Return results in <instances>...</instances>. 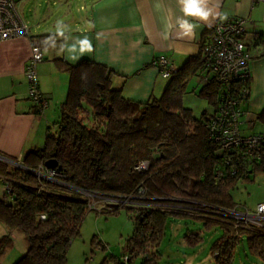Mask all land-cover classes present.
I'll use <instances>...</instances> for the list:
<instances>
[{"label": "trees", "instance_id": "1", "mask_svg": "<svg viewBox=\"0 0 264 264\" xmlns=\"http://www.w3.org/2000/svg\"><path fill=\"white\" fill-rule=\"evenodd\" d=\"M46 37L51 35L36 36L42 49L53 44L45 42ZM55 62L69 76L55 129L48 130L42 147L24 153L20 165L15 158H8L12 165L0 161V178H6L10 187V195L0 197V222L9 232L21 233L27 242L25 253L14 264H67L71 243L80 235L89 211L88 198L82 193L93 194L95 201L130 196L142 205L196 202L228 209L235 206L230 191L236 182L255 171L264 172L256 163L236 175L226 173L220 181L213 178L222 160L204 126L208 111L195 116L183 106L188 81L203 71L200 49L171 74L162 95L147 102L124 98L112 87L111 70L103 64L82 61L71 65L62 58ZM218 88L208 78L197 93L212 110L217 106ZM257 119L264 121V109ZM49 159L62 168L64 184L33 172ZM145 159L150 160L149 169L135 171L136 163ZM139 189L143 194L137 199ZM122 208L100 213L115 214ZM125 209L134 219L132 234L120 257L105 255L99 264H121L123 255L136 264H160L158 249L165 229L171 216L180 214L155 208ZM218 223L221 235L209 248L216 264H232L234 248L243 237L249 255L264 264V233ZM183 239L194 246L200 236L187 231ZM94 242L105 248L95 236ZM10 244L9 234L0 237V258Z\"/></svg>", "mask_w": 264, "mask_h": 264}, {"label": "crops", "instance_id": "2", "mask_svg": "<svg viewBox=\"0 0 264 264\" xmlns=\"http://www.w3.org/2000/svg\"><path fill=\"white\" fill-rule=\"evenodd\" d=\"M206 7L211 15L203 20L186 16L180 0H19L17 8L30 35H51L44 41H53L43 48V60L35 68L48 106L38 112L28 97L23 72L30 49L28 38L0 41V161L10 165L13 162L8 158L21 161L25 152L42 147L48 130L55 129L69 83L68 74L58 68L55 59L71 65L82 61L103 64L111 70L112 87L124 98L147 102L159 98L169 80L151 64L154 58L164 57L179 69L198 55L200 42L214 23L234 17L246 19L245 37L250 43L246 50L251 55L241 132L264 133L251 131L257 125L264 127V121L257 119L264 109V4L207 0ZM183 21L193 27H181ZM208 78L206 71H198L188 81L187 91L190 86L196 93ZM184 99L185 95L183 106L199 116ZM14 233L0 222V237L9 234L13 239ZM74 249L68 252L69 259L84 264V254ZM24 253L11 257L7 249L0 261L14 264Z\"/></svg>", "mask_w": 264, "mask_h": 264}, {"label": "built area", "instance_id": "3", "mask_svg": "<svg viewBox=\"0 0 264 264\" xmlns=\"http://www.w3.org/2000/svg\"><path fill=\"white\" fill-rule=\"evenodd\" d=\"M253 3L264 4V0H251ZM246 19L234 17L212 25L210 34L204 36L199 49L202 59V69L208 73L218 84L217 106L204 116V126L208 138L216 146V154L221 157L222 164H217L213 171L215 181H220L226 173L236 175L247 166L258 164L264 168V133L243 134L241 122L243 119L242 105L245 97L249 96V58L251 55L246 50L249 41L245 37ZM26 37L29 41V55L24 66V76L28 83V97L38 112L48 106V100L38 86L36 64L43 60V49L39 40L30 35L28 23L21 17L16 0H0V41ZM151 64L158 68L163 78H169L176 72L164 57H157ZM239 84V85H238ZM16 165L21 161L16 160ZM150 160L145 159L136 163L134 170L147 171ZM39 178L64 184L61 179L66 176L56 169H48L40 165L33 171ZM6 178H0V185L4 194L10 195V187ZM82 193V192H81ZM87 209L101 212L117 207H128L133 210L155 208L162 211H173L174 206L164 204L142 205L136 200L127 197H105L97 201L90 193ZM143 190L139 189L136 198H142ZM103 201L104 207L98 208L96 203ZM178 211L198 215L203 218H216L259 233H264V202L257 204L252 212L240 211L235 206L232 208H215L202 203L177 206ZM177 211V210H175ZM102 249V246H98ZM121 264H136L130 262L128 255H123Z\"/></svg>", "mask_w": 264, "mask_h": 264}, {"label": "rangeland", "instance_id": "4", "mask_svg": "<svg viewBox=\"0 0 264 264\" xmlns=\"http://www.w3.org/2000/svg\"><path fill=\"white\" fill-rule=\"evenodd\" d=\"M16 2L18 3L19 0ZM192 82L194 81L192 80ZM192 89L193 87L189 86L184 101L193 107L194 113L200 115L204 110L212 111L213 106L196 94L199 90L194 93ZM253 129L264 132V127L260 125H257L256 128L253 127L251 131ZM230 192L238 210L254 211L258 203L264 202V172L255 171L248 177L239 179ZM0 194H3L1 186ZM96 206L103 208V201H98ZM173 206L174 210H177L175 212L180 216L172 215L169 219L163 241L158 249L161 255L160 264H216L213 260L214 254L210 255L209 248L213 241L221 235L222 229L218 222H226L216 218H203L187 212H180L177 208L178 205L173 204ZM133 228L134 219L125 208L115 214H109L107 211L102 213L95 210L88 211L82 221L80 235L72 241L69 251L75 248L77 254H84V264H99L102 258L109 254L120 257L125 240L132 234ZM187 231L199 234L200 241L196 245L192 246L184 241L183 235ZM94 236L105 244L104 249L99 248L95 242L92 243ZM7 249L11 257H17L20 253H24L27 249V242L23 235L15 231ZM67 263L74 264V261L67 256ZM0 264H7V262L0 261ZM232 264H261L258 259L249 255L244 237L234 248Z\"/></svg>", "mask_w": 264, "mask_h": 264}, {"label": "clouds", "instance_id": "5", "mask_svg": "<svg viewBox=\"0 0 264 264\" xmlns=\"http://www.w3.org/2000/svg\"><path fill=\"white\" fill-rule=\"evenodd\" d=\"M183 5V12L186 16H196L203 20H207L211 15V9L207 8V0H180ZM181 27L191 29L193 26L189 25L187 21L181 23Z\"/></svg>", "mask_w": 264, "mask_h": 264}, {"label": "water", "instance_id": "6", "mask_svg": "<svg viewBox=\"0 0 264 264\" xmlns=\"http://www.w3.org/2000/svg\"><path fill=\"white\" fill-rule=\"evenodd\" d=\"M44 166L48 169H57L58 171H61L62 168L57 164L56 160L49 159L44 162Z\"/></svg>", "mask_w": 264, "mask_h": 264}]
</instances>
